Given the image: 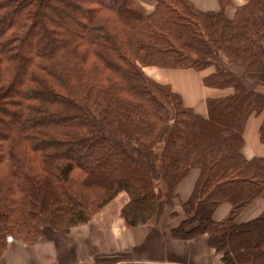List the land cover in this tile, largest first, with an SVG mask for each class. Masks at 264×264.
<instances>
[{
	"label": "trees",
	"instance_id": "obj_1",
	"mask_svg": "<svg viewBox=\"0 0 264 264\" xmlns=\"http://www.w3.org/2000/svg\"><path fill=\"white\" fill-rule=\"evenodd\" d=\"M0 0V255L11 240L38 241L86 223L119 192L126 226L152 224L175 187L199 176L180 201L177 239L205 235L222 264H264V155L240 149L247 117L264 108V0L200 11L188 0ZM146 67L209 70L200 114ZM264 143V119L259 127ZM230 203L219 221L213 210ZM171 216L177 213L170 210Z\"/></svg>",
	"mask_w": 264,
	"mask_h": 264
},
{
	"label": "crops",
	"instance_id": "obj_2",
	"mask_svg": "<svg viewBox=\"0 0 264 264\" xmlns=\"http://www.w3.org/2000/svg\"><path fill=\"white\" fill-rule=\"evenodd\" d=\"M188 1L200 11H216L220 8L218 0ZM243 2L244 0H231V5L225 8L226 16L232 18L235 7ZM208 5L211 6L210 9L206 7ZM231 68L244 86L264 91V83L248 76L237 66ZM175 70L184 71L189 68ZM208 71H200L201 76L189 71H166L164 75L160 73V80L154 78L170 84L172 89L180 94L185 106L205 114L206 98L230 92L228 89L206 88L202 83V76ZM182 75L191 79L186 80ZM263 119L264 108L258 113H251L246 119L240 149L246 159L264 155V143L259 139V127ZM198 176V169L189 170L175 187L174 206L168 208L161 205L155 223L126 226L120 209L128 196L122 191L102 206L86 223L74 226L68 232L43 226L38 241L33 244L11 240L0 255V264H222L219 254L208 245L205 235L185 240L174 238L170 234V228L176 226L182 218L179 202L190 196ZM263 209L264 196L259 195L238 213L235 222L240 223L256 217ZM170 210L177 214L171 216ZM229 210V202L220 203L213 210L212 219H223Z\"/></svg>",
	"mask_w": 264,
	"mask_h": 264
},
{
	"label": "rangeland",
	"instance_id": "obj_3",
	"mask_svg": "<svg viewBox=\"0 0 264 264\" xmlns=\"http://www.w3.org/2000/svg\"><path fill=\"white\" fill-rule=\"evenodd\" d=\"M140 2H141V4L146 8V10H151L152 9V7H153V2L152 1H149V0H139ZM204 6H205V4H204ZM200 7H202V6H200ZM206 7H209L208 9H210V5H208V6H206ZM144 71L146 72V74L147 75H149V76H151V77H155V78H160V73L162 74V75H164V73L166 72V71H168V72H172V71H176V72H187V71H189V72H194L195 74H197V76H201L202 74H201V72L200 71H194V70H192V69H189V70H184V71H182V70H175V68H158V67H146V68H144ZM203 72V71H202ZM183 76V75H182ZM184 77V76H183ZM158 79H156V80H158ZM184 79H186V80H190L191 78L190 77H188V76H185L184 77ZM160 80V79H159ZM162 81V82H161ZM161 81H159V82H161V83H164V82H166V81H164V80H161ZM203 86V85H202ZM204 87V86H203ZM206 88H208V87H206ZM211 89V88H210ZM199 236H202V235H199ZM198 237V236H197ZM196 238V237H195ZM193 239V238H192ZM185 240H187V239H185Z\"/></svg>",
	"mask_w": 264,
	"mask_h": 264
}]
</instances>
